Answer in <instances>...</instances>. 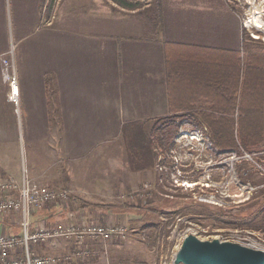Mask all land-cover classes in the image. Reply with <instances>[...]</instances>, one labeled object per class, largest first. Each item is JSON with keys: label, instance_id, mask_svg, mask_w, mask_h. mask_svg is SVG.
Wrapping results in <instances>:
<instances>
[{"label": "crops", "instance_id": "0c3cea01", "mask_svg": "<svg viewBox=\"0 0 264 264\" xmlns=\"http://www.w3.org/2000/svg\"><path fill=\"white\" fill-rule=\"evenodd\" d=\"M25 2L31 16L26 20L20 16L16 56L13 50L18 113L6 99V90L1 91L0 142L5 135L17 138L1 125L21 115L20 108L47 131L56 118L59 129L53 136L62 159L54 166L58 162L65 166L32 176L24 171L36 183L71 191L78 201L74 211L78 218L101 222L107 212L99 205L107 196L104 189L110 193L116 189L118 200L121 189L125 193L127 187L139 188L141 174L150 172L129 169L124 127L129 125L135 139L150 138L152 121L172 115V103L180 102L179 94L173 95L175 101L170 95L167 55L236 50L241 25L227 0H151L133 8L113 0ZM17 44H23V50ZM10 45L6 25L0 24V57ZM178 84L175 78L173 93H178ZM0 156V170L11 172L1 147ZM22 175L9 177L20 181ZM126 175L137 183L125 182ZM111 213L109 221L114 220ZM31 215H37L39 223L52 217L64 222L66 211L51 205ZM88 245L95 254L92 243Z\"/></svg>", "mask_w": 264, "mask_h": 264}, {"label": "rangeland", "instance_id": "374dc122", "mask_svg": "<svg viewBox=\"0 0 264 264\" xmlns=\"http://www.w3.org/2000/svg\"><path fill=\"white\" fill-rule=\"evenodd\" d=\"M124 1L134 7L151 0ZM227 2L241 25L236 47L240 58L244 59L248 51L264 53V0ZM256 11L263 22L261 27H255L249 21ZM20 16L24 20L31 16L25 0H0V24L6 25L11 44L9 51L14 50L15 56L16 27ZM18 48L23 50V44ZM18 48L17 54H21ZM4 55L0 57V95L6 90L8 99L9 85L2 73L1 58ZM259 102L263 107L264 100ZM251 104L258 103L253 101ZM12 105L18 113V107ZM20 111L21 115H14L13 122L9 120V124L1 125L4 131L10 128L13 135L17 133V138L10 140L5 135L0 142L7 159L6 167L12 168L11 172L0 170V180L10 178V175L19 178L24 169L32 176V172L41 174L45 170L52 171L55 166H65L62 162L54 166L59 157L62 159L59 143L53 136V131L56 133L59 129L56 118L47 131L44 125L28 120L23 109ZM150 127L155 164L148 176L141 174L143 179L138 181L139 188L127 187L125 193L121 189L118 200L114 198L116 189L111 193L104 189L107 196L99 205L107 212L101 215L102 221L98 223L111 226L115 231L108 241L92 243L96 252L88 263L176 264L175 255L187 235L203 241L216 239L264 251V146L249 153L220 150L212 144L203 124L179 112L152 121ZM47 175L43 181L48 179ZM127 175L123 178L125 182L137 183L136 178L128 181ZM109 210L114 220L107 219ZM116 212L122 215L116 217ZM37 218L33 215L32 221L36 223ZM55 223L58 222L52 217L36 226L51 228ZM20 230L16 227L12 232L19 233ZM72 246L71 240L57 238L35 247L34 251L39 255L62 257L71 251Z\"/></svg>", "mask_w": 264, "mask_h": 264}, {"label": "trees", "instance_id": "16d2710c", "mask_svg": "<svg viewBox=\"0 0 264 264\" xmlns=\"http://www.w3.org/2000/svg\"><path fill=\"white\" fill-rule=\"evenodd\" d=\"M113 1L133 8L124 0ZM239 55L237 50L218 48L193 51L190 57L167 55L170 95L180 98L171 111L203 124L220 150L257 152L264 146V106L259 102L264 100V53L248 51L244 59ZM175 78L178 93L172 91ZM124 133L129 169L151 170L156 157L151 136L135 139L129 125Z\"/></svg>", "mask_w": 264, "mask_h": 264}, {"label": "built area", "instance_id": "2783aa9c", "mask_svg": "<svg viewBox=\"0 0 264 264\" xmlns=\"http://www.w3.org/2000/svg\"><path fill=\"white\" fill-rule=\"evenodd\" d=\"M4 56L1 58L2 73L9 85L8 100L16 106L19 93L13 51ZM24 172L20 181L14 178L0 180V264H89L93 252L88 244L108 241L115 229L78 218L74 215L78 201L71 191L36 183ZM51 205L66 211L65 221H59L51 228L36 226L44 222L34 223L32 211ZM16 227L21 229L19 233L12 232ZM57 238L73 242L66 255H39L34 251L35 247Z\"/></svg>", "mask_w": 264, "mask_h": 264}, {"label": "water", "instance_id": "95a60500", "mask_svg": "<svg viewBox=\"0 0 264 264\" xmlns=\"http://www.w3.org/2000/svg\"><path fill=\"white\" fill-rule=\"evenodd\" d=\"M174 261L176 264H264V251L216 239L203 241L187 235Z\"/></svg>", "mask_w": 264, "mask_h": 264}, {"label": "bare ground", "instance_id": "6f19581e", "mask_svg": "<svg viewBox=\"0 0 264 264\" xmlns=\"http://www.w3.org/2000/svg\"><path fill=\"white\" fill-rule=\"evenodd\" d=\"M259 14H260L259 11H256L255 14L252 15L251 18L249 19V21L253 23V26L255 27H261L263 23L258 17ZM185 185L191 186L189 183H186Z\"/></svg>", "mask_w": 264, "mask_h": 264}]
</instances>
